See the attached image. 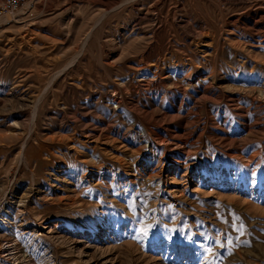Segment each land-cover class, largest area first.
Returning <instances> with one entry per match:
<instances>
[{"label": "rangeland", "instance_id": "374dc122", "mask_svg": "<svg viewBox=\"0 0 264 264\" xmlns=\"http://www.w3.org/2000/svg\"><path fill=\"white\" fill-rule=\"evenodd\" d=\"M260 6L31 0L0 18L1 228L26 197L9 264H264ZM65 166L71 189L50 188Z\"/></svg>", "mask_w": 264, "mask_h": 264}, {"label": "bare ground", "instance_id": "6f19581e", "mask_svg": "<svg viewBox=\"0 0 264 264\" xmlns=\"http://www.w3.org/2000/svg\"><path fill=\"white\" fill-rule=\"evenodd\" d=\"M261 7V8H260ZM258 9H255L253 10V14H252V19H253V25H252V30H256L257 33H259V31L262 29L264 30V7L260 6ZM264 32V31H263ZM261 33V32H260ZM260 36V34H259ZM263 38L260 39L259 41L264 43V34L261 35ZM208 45V44H206ZM262 45V44H261ZM204 53L205 56H208L210 53H209V50H204L202 51ZM204 58V57H203ZM158 68V67H157ZM257 82V83H260V86H261V89H262V92L264 93V79L262 80L261 82V79L259 80L258 78H254ZM121 80V79H120ZM119 80V81H120ZM205 81V80H204ZM207 81V79H206ZM149 82V81H148ZM204 84V83H202ZM205 85V84H204ZM207 90V89H205ZM209 96V95H208ZM234 100V99H233ZM141 127V126H140ZM142 129V128H141ZM54 140V138H53ZM62 140V139H61ZM62 142V141H61ZM64 142V141H63ZM76 146V145H75ZM43 151V150H42ZM46 153H50V150H44ZM52 153V152H51ZM50 153V154H51ZM55 153V152H54ZM60 166V165H59ZM64 169V170H63ZM62 171L55 173L54 176H55V180H53L54 182L52 183L51 187L52 188L53 186H56V187H62L64 190L66 191H69L71 188L68 184H64L65 183V179L64 177L66 176H62L61 177V173L64 174V173H68L71 170V168L65 166L63 167ZM77 171V170H76ZM54 179V178H53ZM32 190V188H31ZM26 193V192H25ZM27 194V193H26ZM18 197V196H17ZM26 205V197L23 195V196H20V198H17L15 200H12V202H10L9 206H8V210H7V213L4 214L2 216V218L4 219V227L1 228L0 227V238H1V235L6 233L7 231H11V234L14 235L13 238H11L10 240H7V241H1L0 242V251L2 252H10L8 253V256L6 258V263L5 264H9V262L12 260H20L21 258L23 259L24 256H23V252L25 253V249H24V246L22 244V241L20 240L21 236L17 234V225L14 221H11L13 218H9V216H14V219L18 218L19 217V214L21 212H23V209L22 207H25ZM16 211V213L14 214V212ZM13 222V223H11ZM8 226V227H7ZM87 235V234H86ZM89 238L90 236H84L82 235V239L77 241V244H80V246H78V250H79V255L80 256H83V255H86L88 256V249L91 247V241H89ZM33 239V238H32ZM76 243V242H75ZM77 247V246H76ZM81 247V248H80ZM27 252V251H26ZM29 256V255H28ZM31 257H33L31 255ZM52 258V256L50 257ZM59 259V258H58ZM4 260V259H3ZM29 261V260H28ZM2 262V261H1ZM5 262V261H4ZM21 262V261H20ZM29 263V262H28ZM45 263V262H44ZM53 264H58L59 262H57V259H54L52 261ZM3 264V263H2ZM13 264V263H12ZM19 264V263H18ZM25 264V263H24ZM27 264V263H26ZM33 264V263H31Z\"/></svg>", "mask_w": 264, "mask_h": 264}, {"label": "built area", "instance_id": "2783aa9c", "mask_svg": "<svg viewBox=\"0 0 264 264\" xmlns=\"http://www.w3.org/2000/svg\"><path fill=\"white\" fill-rule=\"evenodd\" d=\"M31 0H0V18L14 15L24 9Z\"/></svg>", "mask_w": 264, "mask_h": 264}]
</instances>
